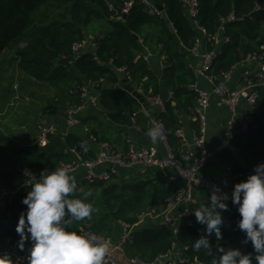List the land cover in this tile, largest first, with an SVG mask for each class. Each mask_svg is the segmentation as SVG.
Returning <instances> with one entry per match:
<instances>
[{
  "label": "trees",
  "instance_id": "16d2710c",
  "mask_svg": "<svg viewBox=\"0 0 264 264\" xmlns=\"http://www.w3.org/2000/svg\"><path fill=\"white\" fill-rule=\"evenodd\" d=\"M127 1L0 0V55L5 57L3 62L14 66L15 72L26 77L24 83L30 86L34 80L41 89L55 90V95L47 100L46 112L50 116L66 115L70 105L81 102L78 93H71L73 89L88 82H102L107 85L100 91L106 115L112 121L127 124L128 118L142 109V104L128 91L114 87L121 83L115 70L118 68L125 67L132 76L134 88L144 89L146 96L159 95L164 85L173 91L174 96L167 101V111L159 117L170 132L171 145L177 148L179 142L175 131L183 126V117L179 113L189 116L198 97V92L192 88L198 78L188 68V61L199 33L180 0H152L156 5L164 6L163 16L146 14L140 3H136L124 15L122 10ZM257 6L261 10H256ZM231 15L235 20L223 23ZM198 21L208 35H216L223 26L225 34L230 37L213 63L216 73L228 72L249 54L261 51L262 45L258 46L256 40L264 24V0H200ZM89 36L96 40V53L85 52L74 57L73 44ZM143 44L149 46L157 56H166L167 67L161 79L149 62L137 57ZM1 83L0 95L13 93V97H17L18 91L11 83L3 90ZM121 110L123 113H120ZM254 116L259 129L250 130L237 138L233 146L217 160H231L242 153L246 157L245 167L235 163V172L247 170L252 160L255 164L264 158V99L257 102ZM83 121L87 123L91 119ZM91 131L98 141H107L96 128L93 127ZM82 144L87 147V151L82 150L83 155L88 159L93 158L95 153L91 142L74 134L50 135L44 147L39 144L24 146L0 130V182L6 185L25 182L27 177L16 170L18 164L38 171L44 167L53 170L61 161L72 162L75 156L71 149L81 150ZM157 183H77V198H83V192L92 191L93 195L87 202L93 204L94 212L91 219L73 222L71 230L81 234L91 231L113 235L120 230L119 221L134 225L144 209L151 207L160 210L166 199L185 186V182L179 178L162 185ZM26 195L27 192L5 210L6 221H9L6 226L12 227L16 234L20 214L27 210L22 203ZM222 215L223 239L217 241L214 235L210 237L211 254L205 249L193 251L194 240L202 235L199 229L205 234V226L197 223L194 216L198 228L183 225L177 234L169 226L161 225L159 220H148L136 226L131 236L132 242L124 244L125 255L128 258L153 260L171 249L175 242L181 248L189 246L186 255L191 262L185 264H211L213 258H218V245L238 247L242 252L254 255L251 243H243L245 234L238 228L241 217L237 206L229 205L228 211ZM4 221L5 218L0 216V222Z\"/></svg>",
  "mask_w": 264,
  "mask_h": 264
},
{
  "label": "built area",
  "instance_id": "2783aa9c",
  "mask_svg": "<svg viewBox=\"0 0 264 264\" xmlns=\"http://www.w3.org/2000/svg\"><path fill=\"white\" fill-rule=\"evenodd\" d=\"M180 1L188 18L199 33L195 46L191 50V55L197 62L191 63L189 69L195 73L198 80L204 79L210 87V90L202 89L198 82L192 85V88L198 92V97L188 117L191 123L196 124L191 129V136H188L184 132L183 126H181L175 131L179 145L177 148L173 147L170 143V132L159 117L160 114L167 111V101L174 96L172 90L168 91V100H164L161 95L146 96L144 89L139 88L136 89L137 92L144 95L148 104L156 110L157 115L153 119L152 125L160 123L166 131V139L161 142L165 150L164 155H161L154 146H138L131 140H128L126 150H119L112 143L108 141L100 142L96 137L91 136L90 142L94 147L95 153L93 158L88 159L83 155L82 150L84 148L82 145L84 144H82L81 150L71 149L70 152L75 156L72 162L61 161L57 165V167L69 168L72 175L83 171V180L89 185L98 182L110 183L113 178L119 176L121 171L146 168H154L160 171L173 170L174 174H166L164 179L174 182L179 178L185 182L183 188L178 190L173 197L165 200L164 210L153 208L142 212L137 216L138 221L134 225L119 221L120 230L118 232L122 237V241L115 240L113 235H103L91 231L82 233L85 235H100L110 243L112 251L110 256L106 258V264H122L116 260L114 253L125 254L124 244L132 242L131 236L134 228L148 220H159L161 225L172 228L175 234L178 233L183 225L194 229L198 228L194 221L195 215L193 212L195 210L193 205L196 189L203 190L210 196L213 187L218 186L222 191L229 194L228 204L231 205L232 191L226 188L225 183L229 180L234 183L246 180L247 176L253 173L255 166L264 162V158H262L249 169L237 172L233 170V167L228 166L220 178L204 172L211 160L220 157L229 150L237 138L247 134L250 130L257 131L259 129L254 110L257 102L264 99V94L261 95L256 90L258 87H264V45L261 46V51L249 54L247 58L232 67L228 72L216 73L213 69V63L221 54L222 46L230 41V37L225 34L223 26L216 35L210 36L199 24L200 0ZM136 3L142 4L144 12L150 16H163L164 14V11H160L152 0H128L123 7V14L127 15ZM256 10H261V7L257 6ZM234 20V15H231L224 19L223 23ZM201 34L205 36L207 46H209L206 50L201 49ZM97 48L95 38L89 36L87 39L73 44L72 51L74 57H78L88 51L96 53ZM152 56V49L145 44H143L142 50L137 52V57L147 62ZM242 67L245 68L246 83L233 88L230 86V82L233 79L234 72ZM117 70L124 74V79H127L130 84L132 83V76L125 67ZM93 88L88 82L71 91L72 94H79L81 102L72 104L67 108L65 115L67 127L64 131H60L52 122H46V120L39 122L38 144L40 146L44 147L47 145L50 135L60 134L66 136L70 134V130L82 124L83 116L90 108L99 109L102 107L101 96ZM211 95L216 96L219 107H226L230 112L229 119L224 127L223 141L214 149L207 147V111L211 106ZM134 117L135 114L131 118L132 122H134ZM45 169L51 171L47 167L35 171L18 164L16 170L25 175L27 180L16 185H6L0 182V203H3L6 208L11 207L16 199L28 192L30 188L28 183L32 180V175L39 178L40 172ZM199 233L203 234V231L199 229ZM17 247L16 244L7 255L10 257L12 264H24L30 248L25 251H13ZM187 250H189V246L181 248L175 242L171 249L158 255L153 260H145L139 257L128 258L125 256L127 257V264H185L191 262V259L186 255Z\"/></svg>",
  "mask_w": 264,
  "mask_h": 264
},
{
  "label": "clouds",
  "instance_id": "9594fccd",
  "mask_svg": "<svg viewBox=\"0 0 264 264\" xmlns=\"http://www.w3.org/2000/svg\"><path fill=\"white\" fill-rule=\"evenodd\" d=\"M146 136L156 144L166 139V131L155 123ZM82 147L87 151L86 146ZM28 185L22 199L27 210L20 214L16 225L19 250L24 251L25 242H31L28 264H106L112 251L110 243L100 235L81 234L70 227L73 222L92 218L94 207L87 202L92 191L77 198V181L67 167L42 170L39 178L32 175ZM228 200L229 194L214 186L208 202L193 211L197 223L205 226V234L194 240L193 251L205 249L211 254L210 237L223 239L222 213L228 211ZM231 203L237 206L241 217L238 228L245 234L243 243H251L254 255L238 247L218 245V258H213L211 264H264V162L257 164L246 180L234 185ZM0 264L12 261L5 254L0 256Z\"/></svg>",
  "mask_w": 264,
  "mask_h": 264
},
{
  "label": "crops",
  "instance_id": "0c3cea01",
  "mask_svg": "<svg viewBox=\"0 0 264 264\" xmlns=\"http://www.w3.org/2000/svg\"><path fill=\"white\" fill-rule=\"evenodd\" d=\"M185 9V8H184ZM202 35V50H206L209 46H207V40L203 34ZM223 50V46H222ZM91 52V51H88ZM153 56L149 60V64L151 65V68L153 71L159 76L161 79L164 74V70L166 69V56L164 54L157 56L154 51ZM3 54L0 55V59L3 58ZM5 59L0 61V82H2V89L6 87L7 81L9 82L13 77H20V81H26V77L23 75H20L18 72H16V75H10L11 72H14L15 70L14 66L8 65V63L3 62ZM197 60L194 59V57L191 55V59L188 61V68L191 63H195ZM5 64V67H4ZM121 83L118 85L114 86L117 89H122L123 90V80H124V74L120 72L119 70L115 69ZM244 70L245 68H238L233 75V79L230 82V86L235 88L238 87L239 85H243L246 83V77L244 75ZM16 71V70H15ZM15 82V79L13 80ZM19 81V82H20ZM91 83V82H90ZM27 85V88H25L24 94H22V97L29 101L30 104L34 102H39L41 107L37 108L34 112L33 115L39 113L37 116L38 120L36 121V127L37 131L34 132L32 136H24L23 138H15V137H10L14 139L17 143L20 145H31V144H38V124L41 120H46V122H52L54 123L60 131H64L67 127L66 125V119L65 115H57V116H50L49 114L46 115V118H42L41 115L43 112L47 111V100L55 95V90L54 89H47V88H39L38 84L33 80V82L30 84L25 83ZM102 89L106 88L107 85L102 83ZM198 84L202 89L205 90H210V87L208 83L204 79H199ZM132 85V83H131ZM113 87V86H112ZM132 87H134L132 85ZM95 92L100 94V91H98L96 88H93ZM136 89V88H134ZM256 90L263 95L264 94V87H258ZM168 91L169 89L165 88L164 85L162 86L161 92L159 95L164 100H168ZM36 92V93H35ZM144 97V95H142ZM145 98V97H144ZM36 107H38L37 104H35ZM33 109V108H32ZM123 111V110H122ZM156 111V110H155ZM47 113V112H46ZM153 114H150L149 112H146L145 109L142 107L140 111H138L135 114L134 117V122H132L131 118H128V123L127 124H119L115 121H112L108 118L104 111V107H101L99 109L96 108H90L85 115L83 116V119H91L89 122H82L79 126L73 128L72 130L69 131L70 134H74L79 138H85L89 137L87 140L90 141V137L92 136V128H96L98 133L100 134L101 137L106 139L108 142L112 143L117 149L119 150H126L128 146V140L133 141L136 143L138 146H154L158 149L159 153L161 155H164L165 150L161 142H158L156 144H153L150 139L146 136V132L152 125V121L155 118H152ZM180 116V115H179ZM207 116H208V134H207V147L209 149H214L216 148L222 141H223V135H224V127L227 123V120L229 119L230 112L228 108L226 107H219L217 105V98L215 95H211V106L207 111ZM183 117V129L184 132L188 135L191 136V129L196 126V124L191 123L188 120L189 116H184L183 114L180 116ZM24 121V120H23ZM238 153V152H237ZM234 161H237L236 164L239 165L240 167H245V162L241 158H234L231 159ZM222 161H230L228 160H222ZM221 162V161H220ZM216 162L214 166H211L209 168L210 172L209 174H213L217 177H221L223 173L226 171L227 166L224 167H219V163ZM218 165V167H216ZM213 167V168H212ZM171 175L174 174L173 170H166V171H160L154 168H146V169H135V170H130V171H121L119 173L118 177L113 178V180L110 183H118V184H137L139 182H152L153 184L155 183H169L168 180H165L164 177L165 175ZM77 183L83 182V177L84 173L83 171L76 173L75 175ZM157 183V184H158ZM234 183L233 181L229 180L225 183L226 188H228L230 191L234 188ZM162 185V184H161ZM210 196L207 194V192L196 189L195 191V201H194V208L195 210L200 206L202 203H207L209 200ZM165 205L160 208V210H164ZM6 207L4 206L3 203H0V216L5 218L4 222H0V226L4 225L8 226L9 221H6V213H5ZM12 228V227H9ZM1 230V229H0ZM2 231V230H1ZM3 232V231H2ZM1 234V233H0ZM4 234V232H3ZM3 234H1L0 238V248L4 243L5 240V235L3 237ZM31 247V242L26 243L25 242V247L24 251L29 249ZM13 251H20L19 248L17 247ZM116 260L121 262L122 264H127V257L125 254H121L118 252L114 253ZM24 264H28V261L26 260Z\"/></svg>",
  "mask_w": 264,
  "mask_h": 264
},
{
  "label": "rangeland",
  "instance_id": "374dc122",
  "mask_svg": "<svg viewBox=\"0 0 264 264\" xmlns=\"http://www.w3.org/2000/svg\"><path fill=\"white\" fill-rule=\"evenodd\" d=\"M258 34L259 35H258V38L256 40V44H259L258 46L264 45V24H263L262 28L258 31ZM200 37H202V35H200ZM4 58L5 57L1 58L0 61H2ZM4 67H5V64H4ZM13 71L14 72H11L10 75H8V76L16 75L15 70H13ZM14 79H15V82L13 81ZM19 81H20V77H13L10 80V82L7 81V83H5L6 86L8 83H11L14 87V90L16 89L15 91L16 92L18 91L16 98L13 97V93H10L8 95H6V94L0 95V130L5 132L6 134L10 135L11 137L13 136L15 138H20V137L23 138L25 135L26 136H32L34 134V132L37 131L36 121L38 120L37 116L39 115L40 112L35 114V115H33V112L37 108L41 107V105H39L40 104L39 102H36V103L34 102V104L33 103L30 104L29 101L25 100L22 97V94H24L23 90L25 88H27V86L24 83V81L23 82L22 81L19 82ZM7 88L8 87H6V89ZM20 90H21L22 94L20 93ZM35 104H37L38 107H36ZM34 113H36V112H34ZM47 114L48 113L43 112L41 117L46 118ZM38 133H39V130H38ZM237 157L241 158L243 160H245V158H246V157L245 158L243 157L242 153L239 154ZM218 159H219V157L211 160V162L204 169V172L210 173L209 168H211V166H214ZM236 162L237 161H234V160L223 161V162L219 163V167L220 166L224 167V168L226 166L227 167L228 166L233 167ZM253 164H254V161L252 160V162L250 163V166L252 167ZM216 167H218V165ZM149 209H152V208L150 207V208L144 209L142 212H145ZM157 209L159 210V208H157ZM0 233L3 234V232L1 230H0ZM1 234H0V238H1Z\"/></svg>",
  "mask_w": 264,
  "mask_h": 264
},
{
  "label": "water",
  "instance_id": "95a60500",
  "mask_svg": "<svg viewBox=\"0 0 264 264\" xmlns=\"http://www.w3.org/2000/svg\"><path fill=\"white\" fill-rule=\"evenodd\" d=\"M157 8L160 11H164V6L162 5H157ZM170 27L172 26L169 23ZM136 38L138 39L139 37L136 35ZM91 86H93L94 88H96L98 91L102 90V82H94V83H90ZM123 89L128 91L132 96H134L137 100H139V102L142 104V107L145 109L146 112H149L152 115V118H155L157 113L155 111V109L148 104V102L146 101V99L137 92L136 89H134V87L131 86V84L129 83V81L127 79L123 80ZM103 104V103H102ZM103 106L105 107V105L103 104ZM120 113H123V111L121 110ZM179 115L181 116L182 113L180 112ZM89 137H87L88 139ZM0 229L4 232L5 234V240L3 245L0 248V256H3L5 254H8L11 249L17 244V242L19 241L20 237L18 234L14 233L12 231V228H9L7 226L1 225ZM115 240L117 241H122V237L120 236V233L117 231L113 234Z\"/></svg>",
  "mask_w": 264,
  "mask_h": 264
}]
</instances>
